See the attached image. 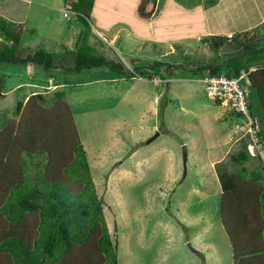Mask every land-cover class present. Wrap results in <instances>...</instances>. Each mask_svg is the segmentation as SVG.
Returning <instances> with one entry per match:
<instances>
[{
  "label": "rangeland",
  "instance_id": "rangeland-1",
  "mask_svg": "<svg viewBox=\"0 0 264 264\" xmlns=\"http://www.w3.org/2000/svg\"><path fill=\"white\" fill-rule=\"evenodd\" d=\"M69 1L33 0L42 7L32 4L24 25L33 33L23 36L16 57L42 49L51 54L56 68L0 63L6 93L0 97V130L7 120L18 118L16 105L26 96L64 92L87 151L110 237L117 244V264H233L232 246L219 215L220 182L241 167L264 176V153L254 154L257 149L250 145L244 120L223 101L211 100L200 80L203 73L207 75L205 66L231 56V50L196 41L202 27L197 19L188 27V16L164 17L156 30L158 38L185 39L146 45L126 41L125 50L119 39L109 48L76 20V5L65 15ZM203 1L211 7L210 0ZM226 1L230 4L206 12L214 31L238 34L264 14V0ZM23 11L20 2L0 0V16L9 21L20 20ZM85 20L96 35L94 19ZM162 26L172 29L162 31ZM82 41L91 55L120 65L130 77L109 66L63 73L59 66L74 64ZM60 78L65 87L50 88L48 80L55 85ZM35 80L44 81L37 82L38 91L28 93L31 89L24 85L35 86ZM244 139L252 159L243 166H229V156ZM29 162L33 174L37 168Z\"/></svg>",
  "mask_w": 264,
  "mask_h": 264
},
{
  "label": "trees",
  "instance_id": "trees-1",
  "mask_svg": "<svg viewBox=\"0 0 264 264\" xmlns=\"http://www.w3.org/2000/svg\"><path fill=\"white\" fill-rule=\"evenodd\" d=\"M154 10L155 0H139L136 17L147 22ZM76 20L87 27L85 18ZM259 28L201 41L213 48L225 45L232 52L205 66L206 74L246 75L248 111L264 151V25ZM27 32L33 30L0 16V63L55 69L51 54L42 49L16 57ZM101 66L130 77L120 65L91 55L86 41L75 65L65 70L79 73ZM2 84L0 78V97ZM15 112L18 118L7 120L0 130V264H117V244L110 237L87 151L64 92L34 93L18 103ZM248 146L246 139L241 141L228 158L229 166H243L252 159ZM27 160L36 166L35 173L29 171ZM220 184L219 215L233 264H264V176L241 167Z\"/></svg>",
  "mask_w": 264,
  "mask_h": 264
},
{
  "label": "crops",
  "instance_id": "crops-1",
  "mask_svg": "<svg viewBox=\"0 0 264 264\" xmlns=\"http://www.w3.org/2000/svg\"><path fill=\"white\" fill-rule=\"evenodd\" d=\"M13 1L20 2L24 5L22 18L20 20L12 19L14 21L13 23L17 22L16 24H25L24 21L29 17L30 8L32 4L37 5V3H34L33 0H13ZM72 1L73 2L70 1L67 2L65 7L68 6L71 9H74L73 6L76 5L77 9H75V11H78L76 12L78 16L84 15L81 17H84L86 19L88 18L94 19L95 22L94 25L96 27V35L95 33L92 32L91 28H89L88 25L87 27H85L83 24L82 25L84 26V28H86V31L89 34L98 38L102 43H104L109 48H113V45L118 43L119 39H122L120 45L122 50H125L128 47V45L125 43L126 41L132 42L134 43V45L135 43H138L139 45L143 43L146 45L147 43L162 44V43H171L179 39H185L184 37H178V36H174V37L168 36L169 38H165V36H160V38L157 37L158 34L156 30H157V26H160L159 20H162L164 17L169 18L171 16L173 17L188 16L187 22L185 23L188 27H192L194 20L197 19V21H199L202 27V30L200 34L194 36L195 37L194 39L196 41L201 42V39L208 36H218V37L226 38L228 35H235L233 34V31L231 32L229 30L225 32H220L221 28L219 30L214 31L213 29L210 28L208 22H206V12L208 13L213 11L214 7L216 8L221 5H229L230 1H226V0H210L212 5L209 8L206 7L205 4L206 1L203 0H200L196 4L184 3L181 2L180 0H155V10L151 18L147 22H142L138 20L136 17V11L139 4V0H101V4H99V0H72ZM37 6L42 7L41 4H38ZM159 9L162 11L160 16H158ZM262 25H264L263 13L258 18H256L254 22L249 23L246 26H243L239 31L244 32L247 30H252ZM217 28H219V26H217L216 29ZM168 29H172V27L162 26L161 30L165 31ZM79 39L80 38H78V40ZM64 46L68 49L67 51L74 52L68 45H64ZM75 56H76L75 60L77 61V55L75 54ZM76 61L70 67H62L60 65L59 68L63 70V73L75 74L74 72L66 71L65 68L73 67ZM81 72H83V70ZM81 72H79V74ZM39 81L41 82L44 80L33 81V83H35V86L30 84L24 85V86L28 85L29 89H31L28 90V93L30 92L34 93L38 91L36 90V88H38V85L36 84ZM48 83L51 85L50 88H53L54 90L61 89V87H65L62 78H60L55 85H53V82L51 80H48ZM3 94L6 93L3 92ZM29 97L30 96H26L24 99L27 100Z\"/></svg>",
  "mask_w": 264,
  "mask_h": 264
},
{
  "label": "built area",
  "instance_id": "built-area-1",
  "mask_svg": "<svg viewBox=\"0 0 264 264\" xmlns=\"http://www.w3.org/2000/svg\"><path fill=\"white\" fill-rule=\"evenodd\" d=\"M70 7H66L64 12L65 15L69 12ZM232 35H228V38H231ZM201 83L205 87L207 96L211 100L223 101L226 109L234 111V113H239L242 116L245 124L247 125V134L251 140V146L254 149H257L254 154L261 155L263 154L261 145L258 143L257 138L255 137V131L253 129V119L249 115L248 111V99H247V89L246 84L248 80L246 75L243 73L241 76L228 78L225 75H211L207 74L200 79ZM249 147V146H248Z\"/></svg>",
  "mask_w": 264,
  "mask_h": 264
},
{
  "label": "water",
  "instance_id": "water-1",
  "mask_svg": "<svg viewBox=\"0 0 264 264\" xmlns=\"http://www.w3.org/2000/svg\"><path fill=\"white\" fill-rule=\"evenodd\" d=\"M183 156H184V159H186V148L183 147Z\"/></svg>",
  "mask_w": 264,
  "mask_h": 264
}]
</instances>
